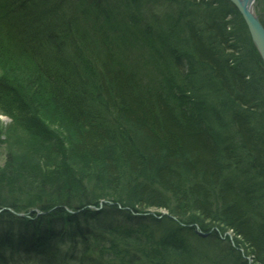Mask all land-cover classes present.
I'll return each mask as SVG.
<instances>
[{"label": "trees", "instance_id": "1", "mask_svg": "<svg viewBox=\"0 0 264 264\" xmlns=\"http://www.w3.org/2000/svg\"><path fill=\"white\" fill-rule=\"evenodd\" d=\"M15 2L16 22L0 13V115L66 157L42 96L78 130L89 167L30 173L7 156L0 264H247L210 247L226 232L264 264V69L240 14L225 19L214 0H165L164 13L145 0ZM148 209L172 231L135 224ZM196 227L211 231L205 248L184 234L198 239Z\"/></svg>", "mask_w": 264, "mask_h": 264}, {"label": "rangeland", "instance_id": "2", "mask_svg": "<svg viewBox=\"0 0 264 264\" xmlns=\"http://www.w3.org/2000/svg\"><path fill=\"white\" fill-rule=\"evenodd\" d=\"M105 6L107 7V4ZM109 7H111L112 13H114L115 10L117 9L115 6L113 7L110 5ZM145 7L150 9V7L148 6H145ZM255 7H256L257 13H260L261 17L264 18V0H257ZM143 10H144L143 12H145L146 8H144ZM162 11L163 10L161 9L160 13H164ZM117 14L118 12L115 13V15ZM145 28H146V25H145ZM128 54L130 53L128 52ZM5 66L12 72L15 71L18 73L19 72L25 73L26 71V69L24 70L20 67H17L16 64H14V62H11V61L8 62V60ZM35 99H36L35 104H37V108H38L37 110H38L39 117L41 118L45 127L50 129V131H52L55 135H57L61 139L64 147L68 149L67 156L66 157L56 156L53 152L54 149L52 148V145L50 142L45 141L44 139H42L41 136L36 135L30 129L25 128V126L22 125L19 121L12 119L5 115H0V166L4 165V163L7 160V156L10 154L12 158L15 159V161L22 160L27 170L28 171L30 170L29 171L30 173L31 172L34 173V171L37 169H42L41 171L43 173H47V174L50 173V175L52 174L56 175L58 173H61L65 169H66L65 171H67L69 167H73L77 171V174L79 175H82V173L84 174L85 170L89 167V165L87 164L86 161L82 160L83 157L85 158L84 153H82L80 149L78 150L79 147L78 148L75 147L79 140L78 130L73 128L70 122L67 119H65L57 111V109H55L51 104H49V102H46L45 100H43L42 96L41 97L38 96V99L37 97H35ZM187 105L188 104H186V106ZM257 115H260V113H257ZM257 119L259 120L258 117ZM77 151H80L82 154L78 153ZM61 164H63L64 167L63 165L61 167ZM94 164L95 166H99L98 168H102L101 165H96L97 163H94ZM28 175L31 176V174L29 173ZM29 178L30 177L28 176L26 177L27 180ZM159 212H162V211H159ZM153 213L155 214L157 213V211L151 210V209L145 210L144 213L142 214L145 215L144 218H146L147 220H143V221L137 220L135 221V224L143 225L147 228L150 227L151 229H155V231L162 233V229L165 228L166 230L167 225L164 222L163 224L161 222L160 225H157L153 221L154 220L152 217L154 215ZM163 213L164 212H162V214ZM163 216H168V215L163 214ZM171 217L176 220L174 216H171ZM151 220L153 223L151 222ZM197 229L198 227H196V230ZM197 232L199 233L198 237L201 239L199 238L197 239V237H194L195 235L191 231L189 232L185 230L184 234H186L185 236H187V238H189L190 240H194V242L195 240H197L196 241L197 243L195 245L205 248V244L202 243L201 241L206 243V240H209V238L212 237L211 231H205L203 233H200V231L197 230ZM227 236H228V239H227ZM232 236L233 235L231 232H226L225 235L221 236L222 238H220L221 241H223V245L221 244L218 246L210 245V247L214 251L216 250L215 252L217 253V256L219 255V257H222L224 253L225 254L229 253L230 251L229 248H231L232 250L234 249L235 252H238V254H240L243 260H246L247 264L250 263L252 256L251 255H250L251 257L246 256L242 252V250L235 245ZM227 244H230L231 247L228 248ZM216 246H217V249H216Z\"/></svg>", "mask_w": 264, "mask_h": 264}, {"label": "bare ground", "instance_id": "3", "mask_svg": "<svg viewBox=\"0 0 264 264\" xmlns=\"http://www.w3.org/2000/svg\"><path fill=\"white\" fill-rule=\"evenodd\" d=\"M145 1L147 2L145 4L146 6H155L157 11H160L161 9L163 11H165V4H166L165 0H152V1H149V2L147 0H145ZM214 1H215L216 4L223 5V6H221V9H217L218 11H216L215 13H217V14H220L221 12L224 13L223 16H225V19L230 20V18L235 14L234 10H236V12H238L240 14V16L243 18L244 24H245L246 29L248 31V34H249V36L251 38V42H252V44L254 46L253 48H255L256 51L258 52V54L260 56V59L262 61V68L264 69L263 57L261 56V52L257 48L256 43L254 42L253 37L251 36L250 30H249V27H248L249 25H248V23H246L245 18L243 17V14L241 13L240 9L231 0H214ZM15 3H16L15 0H1L0 1V13H1V18L2 19L5 18V21H7V22H12V21L16 22L17 21L16 20V18H17L16 14L18 15L19 13H18V6ZM256 3H257V0H254L253 3L251 4L249 10H250L251 14L253 15V18L257 21V23L260 26H262V28H264V18L261 17L260 13H257L256 7H255ZM86 9L90 10V7L88 6ZM97 16L101 17L102 15H97ZM114 203H115V205L118 208H120V206H122V204H120L119 202H112V201H109L107 199H103V200L99 201L100 205H113ZM90 207H92L91 209L93 211H97L98 212V210H100L99 206H90ZM3 209L4 208H0V211H2ZM34 209H35V211L37 212L38 215H41L43 213V211L41 209H39L38 207H34ZM120 212H122V211L120 210ZM15 214L21 216L19 212H15ZM134 214L136 215L137 213H134ZM85 215H86V217H88V214H85ZM95 215L96 214H94V216ZM59 220H60V218H56V219L54 218L53 221L52 220H48L46 223H48L49 226H55V227L59 228L60 224H61L60 222H58ZM61 220H62V218H61ZM100 223H101L102 226L107 224V223L105 224L104 221H101ZM30 227H31V229H35L34 226H30ZM63 231L64 230H62L61 232H63ZM166 231H172V228H170V227L166 228ZM200 233H203V232H200ZM0 234H1V228H0ZM24 258L28 259L26 256Z\"/></svg>", "mask_w": 264, "mask_h": 264}, {"label": "water", "instance_id": "4", "mask_svg": "<svg viewBox=\"0 0 264 264\" xmlns=\"http://www.w3.org/2000/svg\"><path fill=\"white\" fill-rule=\"evenodd\" d=\"M234 2L237 7L240 9L243 17L245 18L246 23H248V27L253 37L254 42L256 43L257 48L261 52V56L264 60V28L260 26L257 21L253 18L249 8L254 0H231Z\"/></svg>", "mask_w": 264, "mask_h": 264}]
</instances>
